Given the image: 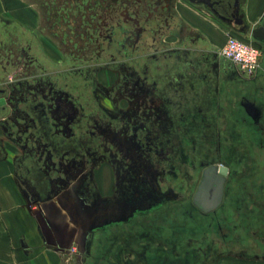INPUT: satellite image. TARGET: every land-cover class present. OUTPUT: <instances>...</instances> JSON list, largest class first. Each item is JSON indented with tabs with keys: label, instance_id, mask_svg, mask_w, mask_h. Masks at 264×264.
<instances>
[{
	"label": "flooded vegetation",
	"instance_id": "obj_1",
	"mask_svg": "<svg viewBox=\"0 0 264 264\" xmlns=\"http://www.w3.org/2000/svg\"><path fill=\"white\" fill-rule=\"evenodd\" d=\"M36 1V32L17 27L14 50L0 47V73L13 71L17 87L14 98L0 90V117L55 185L39 193L92 218L80 229L44 220L52 248L73 264H213L225 249L264 258V2L251 20L248 0ZM192 6L255 42L259 67L196 53L201 34L180 10ZM213 165L227 172L221 201L204 210L194 197ZM30 207L53 214L39 197Z\"/></svg>",
	"mask_w": 264,
	"mask_h": 264
},
{
	"label": "crops",
	"instance_id": "obj_2",
	"mask_svg": "<svg viewBox=\"0 0 264 264\" xmlns=\"http://www.w3.org/2000/svg\"><path fill=\"white\" fill-rule=\"evenodd\" d=\"M263 2L248 0L246 12L249 19L258 18ZM37 3L36 0H0V47L6 44L7 50H14L17 27L21 26L26 33L36 32ZM180 10L192 24V30L201 34L203 45L198 46L196 53L209 55L214 47H219L226 34L231 33L203 10L193 6L189 12L183 8ZM37 33L44 50L52 53L54 45L46 31ZM13 73L11 70L6 74L0 73V90L10 91L11 98L17 91ZM261 76L264 77V63ZM17 115L15 111L11 113L13 118ZM14 132L6 128L5 120L0 117V264H55L59 253L52 246L57 240L45 225L48 220L62 225L65 215L61 211L67 199L61 194L45 196L39 193L38 187L55 185L38 176L40 170L25 160L24 154L29 153V147L24 142L23 145ZM34 197L44 199L46 209L53 213L50 219L39 218L33 213L30 201ZM58 242L60 244L61 239Z\"/></svg>",
	"mask_w": 264,
	"mask_h": 264
},
{
	"label": "rangeland",
	"instance_id": "obj_3",
	"mask_svg": "<svg viewBox=\"0 0 264 264\" xmlns=\"http://www.w3.org/2000/svg\"><path fill=\"white\" fill-rule=\"evenodd\" d=\"M230 34H233V33H230ZM228 35L229 34H226V37H225V39L219 44V47L225 42V40H226V38L228 37ZM234 35H236V36H238L237 34H234ZM239 37V36H238ZM61 41H59L58 43L60 44V45H62L61 43H60ZM55 45V44H54ZM218 47V48H219ZM213 50L215 51V50H217V47H214L213 48ZM213 56H214V58L216 59V61H215V63L217 64V65H220L221 63V61H219V59L217 58V57H215V53H211ZM56 56L57 55H61V53L59 54V52L58 53H56L55 54ZM203 55V54H202ZM196 57H198V56H196ZM56 58H58V56L56 57ZM205 58L204 57H202V56H200V57H198V58H196V60H198V61H202L203 62V60H204ZM137 156V155H136ZM245 170H244V172L246 173V171H247V167H245L244 168ZM257 174H258V171H255ZM254 173V171H252V172H250L249 174H248V176L250 175H252ZM247 174H246V176L245 177H248L247 176ZM256 174V175H257ZM152 176V173H149V177H151ZM133 185V187H135L134 186V183L132 184ZM70 195H68L67 196V198H69L70 199V197H69ZM66 197V196H65ZM96 198H98V197H95L94 196V199L96 200ZM73 202V201H72ZM108 203V202H107ZM97 205V204H96ZM110 206H112V205H110ZM75 207V206H74ZM105 207V206H104ZM72 208V207H71ZM76 208V207H75ZM100 211V213H107V210L104 208L103 209V206H98L97 208H96V212L97 211ZM76 212H78V211H75L74 213H71V212H64V211H61V214L62 215H65V221L67 220V224L68 225H70V224H72V227L74 226L75 228H77L78 226H79V229L81 228V227H83V226H86V225H88V223L89 222H91L92 221V218L90 217L89 219H87V221L84 223V224H82V222L80 221V220H82V218H80V216L79 215H77V213ZM55 215V214H54ZM38 217L39 218H41V216L40 215H38ZM87 218V217H86ZM65 221H64V223H62V225H60L61 227L62 226H64V224H65ZM83 221V220H82ZM75 228H74V230H75ZM67 232H65L64 234H63V239L65 240H67V243L69 242V246L67 247V248H69L71 251H74V247H75V244H74V239L73 238H71L70 236H72V235H68V233L66 234ZM67 236V237H66ZM69 236V237H68ZM66 240H65V242H66ZM62 242H63V240H62ZM73 242V243H72ZM54 243H56V242H54ZM72 244V245H71ZM65 246V245H64ZM244 250H238V249H225V251L223 252V254H221V255H218L216 258L214 257L213 258V264H264V258H262V254L261 253H259L258 254V251L257 250H254V251H246L247 252V254H242V252H243ZM64 252V251H63ZM245 252V251H244ZM62 258L64 259V261L62 260ZM71 260L72 259V257L71 256H68V258H64L63 256H61V255H59V258L58 259H55L56 260V263L55 264H73V262H67L66 260ZM73 261V260H72Z\"/></svg>",
	"mask_w": 264,
	"mask_h": 264
},
{
	"label": "water",
	"instance_id": "obj_4",
	"mask_svg": "<svg viewBox=\"0 0 264 264\" xmlns=\"http://www.w3.org/2000/svg\"><path fill=\"white\" fill-rule=\"evenodd\" d=\"M254 36L259 37L255 33H254ZM244 105H245L246 111L253 118H256L258 115V112L254 104L251 102H246ZM220 172L222 173L221 176L216 175L217 173H216L214 165L204 170V175L200 182L198 191L196 192L195 197H194V201L196 202V204L204 210L215 208L221 201L222 186H223V180H224L223 174H226L227 168L221 167ZM60 244H62V241L60 242Z\"/></svg>",
	"mask_w": 264,
	"mask_h": 264
},
{
	"label": "clouds",
	"instance_id": "obj_5",
	"mask_svg": "<svg viewBox=\"0 0 264 264\" xmlns=\"http://www.w3.org/2000/svg\"><path fill=\"white\" fill-rule=\"evenodd\" d=\"M218 53L223 58L237 64H246L256 56V53L247 45L235 39H229L222 47L218 48Z\"/></svg>",
	"mask_w": 264,
	"mask_h": 264
},
{
	"label": "built area",
	"instance_id": "obj_6",
	"mask_svg": "<svg viewBox=\"0 0 264 264\" xmlns=\"http://www.w3.org/2000/svg\"><path fill=\"white\" fill-rule=\"evenodd\" d=\"M229 39H235L236 41L242 42L243 44L247 45L251 50H253L256 53V56L252 61L247 62L246 64H237V63H234V64L237 65L241 70H244L246 72H252L256 70L259 67L260 56H261L258 45L251 40L238 37L234 34H229L225 42L220 47H222Z\"/></svg>",
	"mask_w": 264,
	"mask_h": 264
},
{
	"label": "bare ground",
	"instance_id": "obj_7",
	"mask_svg": "<svg viewBox=\"0 0 264 264\" xmlns=\"http://www.w3.org/2000/svg\"><path fill=\"white\" fill-rule=\"evenodd\" d=\"M97 175H98V174H97ZM103 184H104V183H103ZM103 187H104V186H103ZM61 250H62V251H64V249H63V248H62Z\"/></svg>",
	"mask_w": 264,
	"mask_h": 264
}]
</instances>
